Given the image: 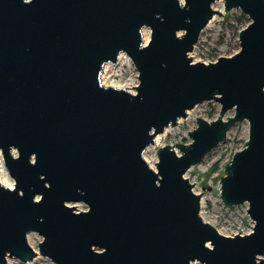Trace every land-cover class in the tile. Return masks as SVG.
Here are the masks:
<instances>
[{"label":"water","instance_id":"obj_1","mask_svg":"<svg viewBox=\"0 0 264 264\" xmlns=\"http://www.w3.org/2000/svg\"><path fill=\"white\" fill-rule=\"evenodd\" d=\"M211 2L0 0V151L14 177L0 181V264L36 254L31 229L55 264H264V0H224L250 17L239 48L193 60ZM121 51L134 89L100 80ZM209 98L218 114L196 116L181 152L158 145L151 166L155 133ZM242 117L248 137L225 164L221 198L247 200L254 222L225 233L199 213L184 171Z\"/></svg>","mask_w":264,"mask_h":264},{"label":"rangeland","instance_id":"obj_2","mask_svg":"<svg viewBox=\"0 0 264 264\" xmlns=\"http://www.w3.org/2000/svg\"><path fill=\"white\" fill-rule=\"evenodd\" d=\"M214 18L205 23L198 34L188 53L191 58L200 60H212L219 54H230L239 48L238 31L250 19L249 15L239 6H232L225 9L224 0H212ZM207 24V25H206ZM150 33V27L143 25ZM179 33L182 29H179ZM105 74L100 80L103 83L123 85L134 89V83L138 82L137 68L130 56L121 51L116 60L106 61ZM220 102L215 98L202 99L187 109L185 115H181L175 122L165 126L159 131L157 139L146 145L143 155L147 159H156V148L158 145L170 143L177 152H181L175 142H187L191 139L188 129L196 125V116L202 115L212 118L218 114ZM234 108L229 107L224 115L233 113ZM249 120L246 117L239 118L232 122L227 128L225 137L215 143L196 162L191 163L184 174L192 182V188L200 191L199 213L201 216L214 224L219 230L225 233L245 232L252 228L253 218L248 214L246 207L247 200L227 203L221 198L220 177L225 172V164L229 162L234 150L244 145L248 137ZM1 161L5 174L14 182V177L9 174L0 151ZM75 208H86L82 200H71ZM42 238L41 233L35 229L27 231V240L36 250V254L28 259L22 260L12 254H7L5 264H55L54 260L38 250V240ZM190 264H202L198 258L190 261Z\"/></svg>","mask_w":264,"mask_h":264},{"label":"bare ground","instance_id":"obj_3","mask_svg":"<svg viewBox=\"0 0 264 264\" xmlns=\"http://www.w3.org/2000/svg\"><path fill=\"white\" fill-rule=\"evenodd\" d=\"M214 16H215V14L212 13V15L210 16V18L208 20L211 21V19L214 18ZM209 21L207 23H209ZM142 34H143V40L146 42V40L149 37L148 36V31H147L146 27H143L142 26ZM106 66H107V63L105 62L103 64L101 76H103L105 74ZM159 134L160 133H158V132L155 133V135H154L155 139L158 138ZM147 161L149 162V164L151 166L155 167V163H154L155 160L154 159H147ZM0 181H2L5 184H8V185H12L13 184V181L5 174V170H4V167H3V163L1 161V157H0Z\"/></svg>","mask_w":264,"mask_h":264},{"label":"clouds","instance_id":"obj_4","mask_svg":"<svg viewBox=\"0 0 264 264\" xmlns=\"http://www.w3.org/2000/svg\"><path fill=\"white\" fill-rule=\"evenodd\" d=\"M30 2V0H25V3H29Z\"/></svg>","mask_w":264,"mask_h":264}]
</instances>
